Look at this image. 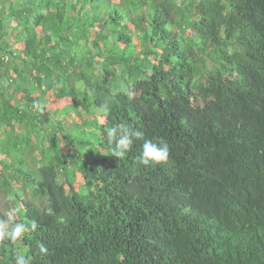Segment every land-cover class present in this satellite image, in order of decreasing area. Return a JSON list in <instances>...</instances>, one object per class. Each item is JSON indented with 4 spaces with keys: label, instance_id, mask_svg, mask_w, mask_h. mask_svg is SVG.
<instances>
[{
    "label": "trees",
    "instance_id": "16d2710c",
    "mask_svg": "<svg viewBox=\"0 0 264 264\" xmlns=\"http://www.w3.org/2000/svg\"><path fill=\"white\" fill-rule=\"evenodd\" d=\"M15 223L0 264H264V0H0Z\"/></svg>",
    "mask_w": 264,
    "mask_h": 264
},
{
    "label": "clouds",
    "instance_id": "9594fccd",
    "mask_svg": "<svg viewBox=\"0 0 264 264\" xmlns=\"http://www.w3.org/2000/svg\"><path fill=\"white\" fill-rule=\"evenodd\" d=\"M103 110L105 112L109 111L107 104L103 106ZM135 135L137 137L142 136V133L136 132L131 133L127 127L117 126L113 128H109L107 131V136L109 140H113L116 137H119L116 140V148L113 150V156L120 158L125 155V152L132 146L133 140L132 136ZM143 151L137 157V161L139 164L144 166H149L151 163H161L166 162L169 155V146L166 141L163 139L150 140L145 139L142 145ZM51 211V210H49ZM9 218L12 219V214L9 213ZM2 227V226H0ZM35 228V225L32 226ZM26 232V226L23 223H15L7 230H0V241L5 238L9 239L13 243H15L18 238L22 236ZM41 251H46V249L41 246ZM15 264H30V257L25 258L23 255L15 256Z\"/></svg>",
    "mask_w": 264,
    "mask_h": 264
}]
</instances>
